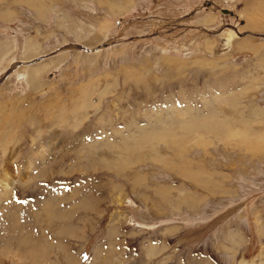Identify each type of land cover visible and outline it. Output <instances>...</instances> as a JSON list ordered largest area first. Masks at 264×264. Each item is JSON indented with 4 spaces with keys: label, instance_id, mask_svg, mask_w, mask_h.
<instances>
[{
    "label": "rangeland",
    "instance_id": "1",
    "mask_svg": "<svg viewBox=\"0 0 264 264\" xmlns=\"http://www.w3.org/2000/svg\"><path fill=\"white\" fill-rule=\"evenodd\" d=\"M0 138L4 264H264V0H0Z\"/></svg>",
    "mask_w": 264,
    "mask_h": 264
},
{
    "label": "bare ground",
    "instance_id": "2",
    "mask_svg": "<svg viewBox=\"0 0 264 264\" xmlns=\"http://www.w3.org/2000/svg\"><path fill=\"white\" fill-rule=\"evenodd\" d=\"M20 117V116H19ZM7 135V133H6ZM6 136L3 134V138H5ZM1 139V138H0ZM42 145V144H41ZM14 182V179L12 178V164L10 161H7L6 164L4 166H0V213H2L4 210V208H6V203H8V201H11L10 199L12 198V194H13V191H12V184ZM208 186H211L212 188L211 189H214L215 186L214 185H211V184H208L206 183ZM14 199V198H13ZM11 220V219H10ZM18 223L17 224H11L9 227H6V228H2L1 231L4 232V230H13V231H16L18 228L22 229V230H26L25 228L21 227V225L19 224L18 226ZM27 228V227H26ZM31 230V229H30ZM30 232V231H29ZM29 232L27 231V237L26 239L23 240V242L26 244L29 243V239H27L29 237ZM31 235V234H30ZM2 238H5V237H2ZM39 238V237H38ZM8 241L7 243L9 242L10 244V241H9V238L7 237ZM0 242L2 243L3 240H0ZM6 243V244H7ZM8 247H6L5 249L9 248L10 245H7ZM3 248V246H2ZM43 249V248H42ZM1 250V249H0ZM44 250V249H43ZM49 250V249H48ZM4 251V250H3ZM1 252L0 251V264H4V259H1ZM44 252V251H43ZM46 253L44 252V257H45ZM48 256V255H47ZM31 263V262H30ZM246 264V263H245Z\"/></svg>",
    "mask_w": 264,
    "mask_h": 264
},
{
    "label": "water",
    "instance_id": "3",
    "mask_svg": "<svg viewBox=\"0 0 264 264\" xmlns=\"http://www.w3.org/2000/svg\"><path fill=\"white\" fill-rule=\"evenodd\" d=\"M221 11L224 13H230V11L228 9H221Z\"/></svg>",
    "mask_w": 264,
    "mask_h": 264
}]
</instances>
